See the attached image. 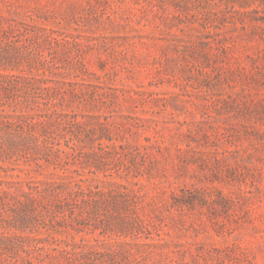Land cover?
<instances>
[{
	"label": "rangeland",
	"instance_id": "rangeland-1",
	"mask_svg": "<svg viewBox=\"0 0 264 264\" xmlns=\"http://www.w3.org/2000/svg\"><path fill=\"white\" fill-rule=\"evenodd\" d=\"M0 264H264V0H0Z\"/></svg>",
	"mask_w": 264,
	"mask_h": 264
},
{
	"label": "trees",
	"instance_id": "trees-1",
	"mask_svg": "<svg viewBox=\"0 0 264 264\" xmlns=\"http://www.w3.org/2000/svg\"><path fill=\"white\" fill-rule=\"evenodd\" d=\"M77 187L80 188V185L78 184Z\"/></svg>",
	"mask_w": 264,
	"mask_h": 264
}]
</instances>
